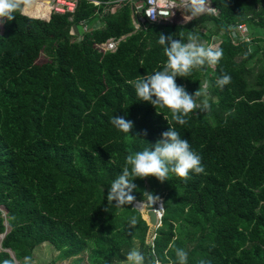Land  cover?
<instances>
[{
    "label": "trees",
    "instance_id": "trees-1",
    "mask_svg": "<svg viewBox=\"0 0 264 264\" xmlns=\"http://www.w3.org/2000/svg\"><path fill=\"white\" fill-rule=\"evenodd\" d=\"M23 5L13 20L0 18V234L9 226L0 264L12 262L10 252L31 263L46 242L56 261L72 264L126 262L135 243L145 264H178L173 246L188 252L187 264H264V0H210L216 13L138 30L128 0H79L72 15L48 21L47 0ZM81 22L93 29L78 37ZM236 24L247 26L249 42H232ZM190 33L206 45L220 36L223 58L176 77L210 105L179 125L171 110L139 100L134 84L164 67L160 34L186 43ZM120 37L115 52L94 47ZM222 74L231 77L223 89ZM112 116L131 120L132 131L117 129ZM169 127L201 156L205 173L138 177L131 204L108 201L129 152L150 148ZM151 195L163 212L147 241L149 226L132 205Z\"/></svg>",
    "mask_w": 264,
    "mask_h": 264
},
{
    "label": "clouds",
    "instance_id": "clouds-1",
    "mask_svg": "<svg viewBox=\"0 0 264 264\" xmlns=\"http://www.w3.org/2000/svg\"><path fill=\"white\" fill-rule=\"evenodd\" d=\"M32 2L33 0H0V18L11 21L15 18L13 13L18 11L22 4L30 6ZM209 3L210 0H181L182 6L193 17L205 12H214L215 8L210 7ZM168 6L176 7L175 0H169ZM169 14L172 13H165V15ZM146 15L156 19V15L151 12ZM158 43L164 46L167 61L162 70L138 76L134 84L135 93L139 100L149 102L155 108L159 106L171 110L172 119L179 125H185L189 113L194 109L210 110V105L198 104L194 97L200 95L199 91L189 94L183 86L177 85L176 77H187L193 69L202 68L206 64L215 67L223 58V50L218 45H206L200 42L199 36L194 33L189 34L186 43L173 39L170 35L160 34ZM229 83H231V77L227 74H222L216 81L217 87L221 89ZM207 87L206 83L205 88ZM110 122L126 134L133 129V122L124 117L112 116ZM190 172L205 173L202 158L192 150L187 139L182 138L175 128L169 127L150 148L135 153L129 152L126 156V166L112 182L107 199L110 202L115 201L116 206L128 205L134 200L131 193L136 187L133 183L135 178L154 176L163 182L167 181L169 174L172 173L187 180ZM155 199L157 198L152 195L149 197L151 202ZM136 223V218H131L130 224L134 226ZM173 250L178 264H187L188 252L184 248L175 246ZM155 255L153 245L152 256L155 257ZM126 259L128 264H145V255L138 249L129 251ZM5 264L8 262L6 261ZM25 264H30L29 257H25ZM152 264H160L159 258H156ZM199 264H210V261L201 259Z\"/></svg>",
    "mask_w": 264,
    "mask_h": 264
},
{
    "label": "built area",
    "instance_id": "built-area-1",
    "mask_svg": "<svg viewBox=\"0 0 264 264\" xmlns=\"http://www.w3.org/2000/svg\"><path fill=\"white\" fill-rule=\"evenodd\" d=\"M49 4V16L51 14H68L72 15L77 7L79 0H47ZM132 10V25L135 30L140 28H144L146 23H157V24H184L187 21L191 20L190 18H184L185 20H177L178 13L182 12L186 8L182 6L181 0H175L176 7L170 8L168 6L169 0H128ZM92 3L96 6L99 5V2L92 1ZM210 6V3H209ZM211 7V6H210ZM153 13L156 15V19H152L147 13ZM165 13H172L169 15H165ZM216 13V10L213 12ZM49 18V17H48ZM72 18L70 17L69 20ZM189 19V20H186ZM93 29V26L86 24L85 22H81L78 26L77 32L78 37L81 36L82 32H89ZM231 39L233 43L239 41L249 42L251 40V36L249 35V30L245 24H236L233 28L230 29ZM123 37L118 39L109 38L106 41L95 44L94 47L98 52L104 54L106 52H115L120 40ZM221 38L217 36L216 39L212 40L210 44L220 45ZM209 44V45H210ZM156 205H158L161 213L163 212L162 200H156Z\"/></svg>",
    "mask_w": 264,
    "mask_h": 264
},
{
    "label": "rangeland",
    "instance_id": "rangeland-1",
    "mask_svg": "<svg viewBox=\"0 0 264 264\" xmlns=\"http://www.w3.org/2000/svg\"><path fill=\"white\" fill-rule=\"evenodd\" d=\"M22 13H23V8H22ZM177 17H178L177 20H181V19L185 20L184 18H190V19L193 18V16L191 14L190 15L185 14V12H183V11L182 12H179ZM186 20H189V19H186ZM0 27H1V24H0ZM210 29H212V28H210ZM204 30H205V28L203 29V31ZM203 43H205V42H203ZM259 58L261 59V54L259 55ZM45 61H46V57L42 54L38 58L37 63H43ZM257 63L258 62L252 63V66H254ZM256 66H254V67H255V69L257 71L259 66L258 65H256ZM156 200H158V199H155V202H156ZM138 212H140V211H138ZM140 214L143 215L141 212H140ZM146 222H148V221H146ZM153 230L154 229L152 227H149V230H148V233H147V241L151 240V237L153 236ZM135 249H138L137 243H135ZM31 255H32V258L33 259H32V261H31L30 264H47V263H50V262H52L54 260H55V264H72L71 263L72 262L71 261L72 259L71 260L70 259L69 260H65V261H59V260L56 261V258L58 256V252L54 249V247L52 245H50L47 242L46 243H43L40 247H38L37 249H35L31 253ZM9 264H18V263H15L14 260L12 259V262L9 263ZM117 264H128V262L126 261V262L117 263Z\"/></svg>",
    "mask_w": 264,
    "mask_h": 264
},
{
    "label": "water",
    "instance_id": "water-1",
    "mask_svg": "<svg viewBox=\"0 0 264 264\" xmlns=\"http://www.w3.org/2000/svg\"><path fill=\"white\" fill-rule=\"evenodd\" d=\"M42 20H45V19H42ZM48 20H49V18L47 20H45V21H48ZM136 203L137 202L133 203V205H132L133 208H135V209H137L136 206H135ZM143 203H144V206H145L146 214L148 216V222H147V224H148L149 227H152L153 229H155L156 227L160 226V218L162 216V213L160 211H158L159 210V207H158V205H155V200L153 202H151L148 199V200L144 201ZM142 218H143V216H142ZM6 226H7L8 230H9V226L7 224H6ZM8 230H6L4 233H1L0 234V248H1V241L5 237V235L7 234V231ZM10 257L14 260L15 263H18L15 260V257L13 255V253H11V252H10Z\"/></svg>",
    "mask_w": 264,
    "mask_h": 264
},
{
    "label": "bare ground",
    "instance_id": "bare-ground-1",
    "mask_svg": "<svg viewBox=\"0 0 264 264\" xmlns=\"http://www.w3.org/2000/svg\"><path fill=\"white\" fill-rule=\"evenodd\" d=\"M136 208L138 209V211H140L143 215V218L148 221V216L146 214V211H145V206H144V203L143 202H137L135 204ZM6 218V217H5ZM11 230V229H10ZM188 249V248H187ZM126 251V250H125Z\"/></svg>",
    "mask_w": 264,
    "mask_h": 264
},
{
    "label": "crops",
    "instance_id": "crops-1",
    "mask_svg": "<svg viewBox=\"0 0 264 264\" xmlns=\"http://www.w3.org/2000/svg\"><path fill=\"white\" fill-rule=\"evenodd\" d=\"M30 17V16H29ZM50 18V17H49Z\"/></svg>",
    "mask_w": 264,
    "mask_h": 264
}]
</instances>
